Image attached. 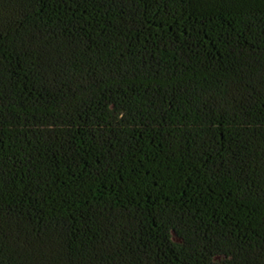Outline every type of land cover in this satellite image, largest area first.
Listing matches in <instances>:
<instances>
[{
	"label": "trees",
	"instance_id": "obj_1",
	"mask_svg": "<svg viewBox=\"0 0 264 264\" xmlns=\"http://www.w3.org/2000/svg\"><path fill=\"white\" fill-rule=\"evenodd\" d=\"M0 264H264V0H0Z\"/></svg>",
	"mask_w": 264,
	"mask_h": 264
}]
</instances>
